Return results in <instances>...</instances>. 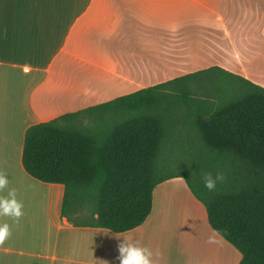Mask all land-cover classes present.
<instances>
[{
    "label": "crops",
    "instance_id": "obj_1",
    "mask_svg": "<svg viewBox=\"0 0 264 264\" xmlns=\"http://www.w3.org/2000/svg\"><path fill=\"white\" fill-rule=\"evenodd\" d=\"M202 6L225 14H206ZM253 18L258 33L247 35L244 24ZM203 38L216 40L211 53L224 57L220 63L205 64L196 50ZM262 49L264 0H0V171L9 179L0 195L14 189L23 204L18 220L0 217L11 229L0 264H119L124 237L150 248L154 264H212L186 261L179 249L177 261L168 248L160 253L151 220L162 186L151 215L132 231L75 227L63 219L64 186L35 180L23 167L25 134L33 125L168 82L162 76L172 71L216 66L264 88V70L256 68L261 58L250 59ZM181 180L165 184L188 189ZM203 209L206 233L239 253L211 229Z\"/></svg>",
    "mask_w": 264,
    "mask_h": 264
},
{
    "label": "trees",
    "instance_id": "obj_2",
    "mask_svg": "<svg viewBox=\"0 0 264 264\" xmlns=\"http://www.w3.org/2000/svg\"><path fill=\"white\" fill-rule=\"evenodd\" d=\"M22 164L64 186L63 219L117 234L141 227L157 187L182 178L239 264H264V88L220 67L33 125ZM206 172L224 174L214 191Z\"/></svg>",
    "mask_w": 264,
    "mask_h": 264
},
{
    "label": "rangeland",
    "instance_id": "obj_3",
    "mask_svg": "<svg viewBox=\"0 0 264 264\" xmlns=\"http://www.w3.org/2000/svg\"><path fill=\"white\" fill-rule=\"evenodd\" d=\"M205 6H202L201 9L206 14L210 13L220 16L225 14L223 9L216 7L209 8L208 6L206 8ZM239 18L240 20L242 19L241 17ZM257 21L258 20L256 18H253L249 25L245 22L244 27L247 35H254L258 33ZM211 34L210 30L207 29L206 36H210ZM202 41L203 46L200 49L196 48V50H199L198 53H201L202 57L205 58L204 60L207 62L205 64L208 65L213 62L220 63L224 57L222 55L211 53V50L213 52V49H211L213 45L211 44H213L216 40L207 38L204 42L203 38ZM235 49L236 48H234V50ZM256 49L257 48L251 47L250 50L254 51ZM260 51L264 52V49ZM263 55L264 53L260 56L252 55L250 56V59L253 61V58L255 57V59H258L259 61V58H261L260 61H262L264 59ZM259 62L258 64L256 63V68L259 72H261L264 70V66L259 67ZM194 72L196 71H181L174 73L172 71L170 72V76L163 75L162 79L173 80L185 76L184 74L187 75ZM164 74L167 73L165 72ZM88 121L89 119L87 122ZM181 181L184 183L183 179ZM160 186L162 187L158 188L157 192H155V194L160 195L156 196L155 199L156 211L153 214L151 224L157 227V233L154 239L158 241V246H160L158 249L163 256L167 255L165 248H168L170 251L169 255L171 257L175 256L172 260L176 259V261L178 258L177 251L179 249L180 258L183 256L186 261L204 259L210 260L212 264L240 263L241 257L239 253H237L229 245H224L223 243L217 241L215 237L213 238L206 233L203 225H201V223L203 224V221H201V209L204 210V206L200 202L195 201L191 195L192 193L186 189L182 183L175 182L171 184L169 183V185L163 183ZM197 218H199L201 222L198 221ZM209 238H212V242H209Z\"/></svg>",
    "mask_w": 264,
    "mask_h": 264
},
{
    "label": "clouds",
    "instance_id": "obj_4",
    "mask_svg": "<svg viewBox=\"0 0 264 264\" xmlns=\"http://www.w3.org/2000/svg\"><path fill=\"white\" fill-rule=\"evenodd\" d=\"M225 177L222 172H217L213 175L211 172H206L202 176L204 187L209 191H214L218 183H222ZM8 176L0 171V191L8 188ZM23 204L16 198L14 189H9L6 196L0 195V217H11L19 219L23 215ZM117 235V234H116ZM11 236V229L7 222L0 223V246L4 245L5 241ZM119 237V235H117ZM119 243V255L116 257L119 264H154L153 251L147 246H140L139 243L128 237ZM212 242V238H209ZM158 255V253H157Z\"/></svg>",
    "mask_w": 264,
    "mask_h": 264
}]
</instances>
